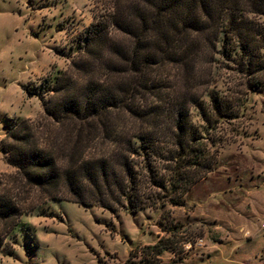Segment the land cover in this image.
<instances>
[{
	"label": "trees",
	"instance_id": "16d2710c",
	"mask_svg": "<svg viewBox=\"0 0 264 264\" xmlns=\"http://www.w3.org/2000/svg\"><path fill=\"white\" fill-rule=\"evenodd\" d=\"M104 1L72 66L81 72L57 75L46 120L15 121L2 139L16 169L12 187L0 191V219L12 221L10 229L24 213L18 194L27 187L47 199L132 212L157 205L160 188L171 204L184 205L183 196L213 170L203 134L245 104L208 89L214 56L240 66L248 92L264 80L257 79L264 59L252 22L264 15V0ZM193 108L206 123L200 129ZM163 162L170 173L161 172ZM8 233L0 232V252ZM176 242L137 246L126 264H163L167 250L182 264Z\"/></svg>",
	"mask_w": 264,
	"mask_h": 264
},
{
	"label": "rangeland",
	"instance_id": "374dc122",
	"mask_svg": "<svg viewBox=\"0 0 264 264\" xmlns=\"http://www.w3.org/2000/svg\"><path fill=\"white\" fill-rule=\"evenodd\" d=\"M104 3L0 0V191L12 187L16 171L3 150L8 126L23 118L46 120L53 82L61 73H79L73 63ZM252 22L264 59V15ZM214 57L206 68L213 80L208 89L245 104L236 118L205 127L200 141L213 170L183 196L184 205L171 204L160 188L157 205L132 212L47 199L27 187L18 194L24 213L17 226L0 219V232L9 230L0 264H126L137 246L161 237L178 242L182 264H264V75L248 92L240 66L223 54ZM192 115L196 128L205 126L198 109ZM163 165L161 172L170 173ZM179 257L167 250L162 261L174 264Z\"/></svg>",
	"mask_w": 264,
	"mask_h": 264
}]
</instances>
